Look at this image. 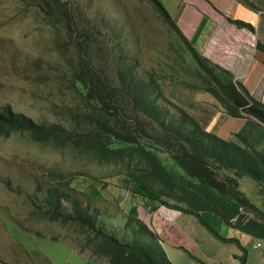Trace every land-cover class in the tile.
<instances>
[{
	"label": "rangeland",
	"instance_id": "1",
	"mask_svg": "<svg viewBox=\"0 0 264 264\" xmlns=\"http://www.w3.org/2000/svg\"><path fill=\"white\" fill-rule=\"evenodd\" d=\"M160 1L172 17L183 16L184 25L180 24V17L177 23L184 33L192 31L191 38H188L194 45L192 39L198 30L193 29L197 21L193 0ZM45 2L0 0V107L11 105L17 113L27 115L39 123L55 122L61 117L57 113H76L82 106L81 98L68 85L70 71L66 58H71L75 49L73 45H66L71 41L72 31L89 33L92 37L87 39L89 55L96 65L112 73L124 65L122 68H132L136 75L150 80L155 71L163 76L169 75L176 71L175 68H182L183 58H190L185 51L187 45L179 38L178 32L165 17L158 14L157 8L148 0H62L70 8L71 20H57L48 15ZM50 17L54 21H50ZM185 23L192 29L186 30ZM256 31L259 42V37L264 39V22L256 26ZM67 48L68 53L63 55ZM178 49L182 55H178ZM61 50L65 51L62 53ZM185 69L190 72L188 68ZM177 73L181 75L180 69ZM173 80L172 83H162V104L168 107L173 116L180 113V110L187 112L206 131L221 137V125L230 119L220 114L224 109L209 94L198 93V90L187 92L178 86L177 82L182 84L181 78ZM148 124L162 131L160 125L156 124L155 127L151 121ZM64 126L75 131L82 128L69 123V115L65 118ZM234 136L231 134L226 139L236 140ZM58 166L76 174L86 173L90 177L99 178L98 182L102 187L105 186L102 189L105 196H98L95 204L98 207L99 203L104 212L100 215L102 225L109 230L117 227V234L120 230H130L127 241L140 242L147 249L161 245L168 250L173 264H241L244 254L246 256L243 260L249 256L245 264H253L255 259H259L253 248V243L257 242L262 246L257 252L264 253V237L248 235L237 229L228 230L214 213L204 211L201 218L226 239L236 237L242 247L236 242L218 240L198 215L181 214L180 211L158 205L157 201L140 194V186L126 183L125 178L118 174L119 171L132 168L127 163L116 170L114 165L87 162L84 169L74 164L71 157L54 148L34 143L25 133L12 132L0 135V200L8 199L9 195L13 197L14 189L9 187L10 184L17 187L20 190L18 194L23 193V196H14L18 211L11 210L10 215L6 211V217H0V264H107L105 259L94 256L89 249H82L81 242L72 237L80 236L86 240L88 233L77 227L72 229L53 224L41 214L39 206L45 192L54 186L49 181L52 168ZM80 184V178L76 179V186ZM241 184L246 195L264 212V195L258 192L262 188L260 183L245 177ZM252 192L258 194L253 195ZM28 197L31 198L29 201ZM146 205L154 209L151 211L154 228L151 229L156 232L155 236L124 226L123 214L127 215L124 210L129 213L133 207L145 208ZM37 209L39 217L33 213ZM120 209L123 213L119 212ZM247 210L253 214V222L264 224V215L256 210ZM167 218L175 221L170 223ZM173 223L184 229L188 237H174ZM132 224L134 228L137 227L136 221H132ZM36 228L42 229V235L27 232ZM245 229L251 231L248 225ZM158 238L162 241L164 239L165 245L156 242ZM171 239H177L182 249L171 245ZM186 239L190 244L184 242ZM186 247L189 249L185 250ZM231 254H235L238 260L228 259Z\"/></svg>",
	"mask_w": 264,
	"mask_h": 264
},
{
	"label": "trees",
	"instance_id": "2",
	"mask_svg": "<svg viewBox=\"0 0 264 264\" xmlns=\"http://www.w3.org/2000/svg\"><path fill=\"white\" fill-rule=\"evenodd\" d=\"M46 1L48 15L57 20L72 19L70 8L62 0ZM148 1L187 45L185 51L190 58H183L180 76L177 75L179 69L175 68V72L164 76L155 71L152 79L148 80L136 75L132 68H122L124 65L112 73L96 65L89 55L86 47L87 39L92 38L89 33L72 31L71 41L66 46L73 45L75 52L71 58H66V63L70 71L68 85L82 100L79 111L60 113L58 118L61 122L43 127L17 113L11 105H4L0 107V132L8 134L17 127L29 130L30 138L35 142L45 140L52 133L64 132L59 146L74 154L79 151L83 158L97 160L99 164L116 165V170L124 163L131 165L128 171H119L118 174L125 178L126 183L140 186V194L170 209L198 215L218 239L240 245L235 238L226 239L218 235L201 218V214L204 211L214 213L221 222L230 226L240 207L257 209L242 190L241 181L250 177L262 185L260 192L264 193V150H256L240 134L236 135V142L223 140L207 132L195 117L183 110L179 109L181 112L173 116L160 102L162 83L181 78L182 84L177 82L178 86L187 92L198 90V93L209 94L229 116L241 118L242 108L243 112L263 124L264 104L254 100L241 83L234 82L232 72L200 54L160 0ZM52 17L50 21H54ZM228 20L240 28L254 30L252 25L243 21ZM67 53L68 48L63 55ZM178 55H182L180 49ZM67 115L69 123L82 127L83 132L67 131H75L65 128ZM149 121L155 127L160 125L162 131L149 125ZM80 220L93 222L90 217ZM248 227H251V233L264 237L262 224L250 222ZM240 228L249 231L245 226ZM96 234L103 239L98 252L109 257L111 264H173L158 245L139 249L135 246L137 242H128V233L122 239L105 235L100 230ZM133 246L134 249L130 250ZM244 256L241 264L246 262Z\"/></svg>",
	"mask_w": 264,
	"mask_h": 264
},
{
	"label": "clouds",
	"instance_id": "3",
	"mask_svg": "<svg viewBox=\"0 0 264 264\" xmlns=\"http://www.w3.org/2000/svg\"><path fill=\"white\" fill-rule=\"evenodd\" d=\"M204 1H207L211 7L218 13L220 12L221 14H223L218 7H216L214 5V3L211 1V0H204ZM238 1V0H237ZM245 4H250L248 0H239ZM151 3V2H150ZM195 5V4H194ZM195 11L197 12L198 9H195ZM168 12V11H167ZM160 15V13H158ZM169 14V12H168ZM170 15V14H169ZM179 15H181L179 13ZM260 15H262V17L264 16V11H261L260 12ZM171 16V15H170ZM180 17V24L181 25H184V22H183V16H176V17H172L171 18L177 23V18ZM229 19H232L230 17H228ZM232 20H239V21H243L241 19H232ZM229 21V20H228ZM230 22V21H229ZM245 23H248L246 21H243ZM232 23V22H231ZM178 24V23H177ZM179 24V25H180ZM234 24V23H232ZM250 25H252L251 23H248ZM262 24V23H261ZM178 25V27H179ZM235 25V24H234ZM185 26H187V24L185 23ZM237 26V25H235ZM254 27V30L251 31L247 28H240L238 27L239 29H244V31L248 32L253 40V43H252V47L253 49H257V50H260L261 52H264V39H261L259 37V42H258V34H257V31H256V27L254 25H252ZM184 32V31H183ZM186 32V31H185ZM191 38V37H190ZM189 39V38H188ZM190 41V40H189ZM192 44V43H191ZM192 46L196 49V47L192 44ZM197 50V49H196ZM198 51V50H197ZM199 52V51H198ZM200 53V52H199ZM201 54V53H200ZM172 74V73H170ZM174 80L170 79V81H168V83H172ZM234 82H237L239 83L236 79H235V76H234ZM242 84V83H241ZM243 85V84H242ZM244 86V85H243ZM245 87V86H244ZM246 88V87H245ZM247 89V88H246ZM249 92V91H248ZM75 93L77 94V92L75 91ZM78 95V94H77ZM251 95V94H250ZM252 97V95H251ZM78 98H79V95H78ZM254 100H256L254 97H252ZM258 101V100H256ZM160 102H161V97H160ZM258 102H261V101H258ZM162 103V102H161ZM262 104H264L263 102H261ZM168 108V107H167ZM60 113H63V112H60ZM60 113H57V114H60ZM223 113L225 114L228 118H233L231 116H229L224 110H222V112H220V114ZM240 113L242 115L241 118L243 117H250V118H253L249 115H247L245 112H243V109L240 108ZM222 115V114H221ZM23 116H26V117H29L27 115H24ZM30 119H32L37 125H40V126H43V127H47V126H50V125H53V124H58L59 122H61V120H59V118H57V121L55 122H52V123H46V122H37L35 121L33 118L29 117ZM236 119V118H234ZM255 121H257L259 124H261L263 127H264V124L261 123L260 121H258L257 119L253 118ZM217 120V119H216ZM64 128V127H63ZM67 131H71L73 133H80V132H83V129H81L80 131H72V130H67ZM12 132H23L25 133L29 138L31 137L30 133H29V130H21V129H18V127L16 129H12L10 130V132L8 134H5L3 132H0V135H9L10 133ZM208 132V131H207ZM237 134H240V133H237ZM234 137H236V135ZM241 135V134H240ZM64 136V132H57V133H52L50 135L47 136V138L45 140L41 139L39 142L38 141H33L31 138L30 140L33 141L34 143L38 144V145H41V146H49V147H52L54 148L55 150H57L59 153L61 154H64L66 156H69L71 157V161L76 164L77 166L79 167H84L85 163H97L99 164V162L97 160H91L90 158H83L80 153H78L79 151H75V154L71 152V150L67 149V148H64V147H61L59 146L58 142L63 138ZM242 136V135H241ZM243 137V136H242ZM221 138V137H219ZM223 139V138H221ZM243 139H245L243 137ZM223 140H232V139H223ZM246 140V139H245ZM237 140H235L236 142ZM247 141V140H246ZM248 142V141H247ZM249 143V142H248ZM250 144V143H249ZM251 145V144H250ZM253 148H255L256 150L258 151H262V150H259L257 149L255 146L251 145ZM264 150V149H263ZM100 165H103V164H100ZM105 166H111V165H105ZM116 166V165H115ZM80 178V181H81V184L80 186H76V179ZM245 178V177H244ZM243 178V179H244ZM98 179L97 177H90L88 175H86V173L84 174H76L75 172L71 171L70 169H64V168H61V167H55V168H52V171H51V176H50V182H52L54 184L53 188H49L46 192H45V195H44V198L41 202V205L39 206V210L41 212L42 215H45L47 218H48V221H51L56 224H59L65 228H74V227H77V229H80L86 233L89 234V236L87 237V239L85 240L84 238L80 237V236H72L73 238L75 239H78L80 242H81V248L82 249H89L90 251H92L93 255L96 256V257H101L103 259L106 260L107 264L108 262L111 264L110 260H109V257L105 256L104 254H100L98 252V249H99V246L100 244L102 243L103 239L102 237L100 236H97L96 234V231L97 230H100L102 231L105 235H113L114 237L118 238V239H122L124 234L128 233V234H131L130 230H125V231H121L119 232V234H117V227H113L111 230L109 229H106L103 225H102V222L100 221V215H103L104 212L101 210V207L99 206V203H98V207L97 205L95 204V202H98V196H102L104 197L105 195L102 193V189H105V186H101V183L98 182ZM242 179V180H243ZM252 182V180H251ZM249 183V181H247V184ZM98 184L100 185V187L98 186ZM243 184V183H242ZM12 184L9 185L10 188H13L14 189V193H13V197H10V195L8 196V199H2L0 200V211L3 212L2 214H0V217L1 215L5 216L6 217V211L9 212V215L11 214L10 211L11 210H17V207H16V202L14 200V196H19V197H22L23 196V193H20L18 194V191H20L17 187H14V186H11ZM260 186L262 187V185L260 184ZM243 187V186H242ZM107 189V188H106ZM243 190V188H242ZM244 191V190H243ZM246 191H244L245 193ZM260 192V190L258 191ZM257 193H253V195H256L258 194ZM136 193V192H135ZM141 193V192H140ZM251 193V194H252ZM247 194V193H246ZM259 194H263L262 192H260ZM250 195V194H249ZM31 198L28 197V201L30 200ZM252 201V200H251ZM9 202H11V204L8 206ZM106 202V201H105ZM253 202V201H252ZM122 203V201H121ZM255 205L256 203L253 202ZM160 205V204H159ZM164 206V205H163ZM166 207V206H164ZM257 208H259L257 205H256ZM9 208H11L10 210H8ZM133 208H136V207H133ZM168 208V207H166ZM170 209V208H169ZM264 209V208H263ZM152 210H154L153 208L147 206V213L151 214L152 215ZM175 210V209H173ZM257 211V213H260L262 215H264V212H262L259 208L258 209H255ZM175 211H178V210H175ZM119 212H122L123 213V210L120 209ZM124 212L127 214V215H124V220H125V228L126 229H135L137 231H142L144 234H150L152 236H155L156 235V232L151 229V227L146 224V222H144L143 220H141L139 217H135V215H131V213H127L126 210H124ZM35 214V217H39V212H38V209L35 210L33 212ZM180 213H182L180 211ZM184 214V213H182ZM22 215V214H21ZM108 215H110L108 213ZM113 215V214H112ZM188 215V213L186 214ZM189 215H193L194 214H189ZM86 217H90L92 218V224L90 223H86V222H82L80 220V218H86ZM196 217V216H195ZM254 216L252 213H250L247 208L245 207H240L239 208V212L238 214L236 215V217H234L233 219H231L230 223L231 225L228 226L230 228H233L234 230H241L242 228H240V226L246 228V226L250 223V222H253ZM170 220V223L171 222H174L175 220L172 219V218H168ZM140 220V221H139ZM132 221H136V225L137 227H133V224H132ZM139 221V222H138ZM223 222V221H222ZM259 222V221H258ZM256 221V223H258ZM204 224V223H203ZM258 224H261V223H258ZM225 225V224H224ZM264 226V224H262ZM227 226V225H225ZM238 227V228H237ZM208 229V228H207ZM133 230V231H135ZM209 230V229H208ZM210 231V230H209ZM244 231V230H243ZM27 232H30L34 235H37V236H40L42 235V229H33L31 231H27ZM117 234V236L115 235V233ZM136 232V231H135ZM211 232V231H210ZM246 232V231H245ZM251 233V231H249ZM51 234H53V231L50 232ZM212 233V232H211ZM213 234V233H212ZM218 234V233H217ZM251 234H255V235H258L257 233H251ZM219 235V234H218ZM222 236V235H220ZM259 236V235H258ZM56 237V236H55ZM216 237V236H215ZM223 237V236H222ZM260 237V236H259ZM217 238V237H216ZM225 238V237H224ZM229 238V237H228ZM56 239V238H55ZM218 239V238H217ZM54 240V239H53ZM219 240V239H218ZM165 240L163 239H159L156 241V242H161L163 245H165L166 242H164ZM239 241V240H238ZM96 242H99L96 244ZM135 243V242H134ZM133 244V243H132ZM172 244V243H171ZM173 245V244H172ZM259 245V247H258ZM135 246H138L140 247L139 249H142L143 247H145L142 243L138 242L137 245ZM158 246L165 252L166 256L168 257V259L170 260V257L166 251L165 248H163L161 245L158 244ZM175 246V245H173ZM240 246V245H239ZM175 247H180V245H177ZM241 247V246H240ZM146 248V247H145ZM256 248H261V243H257L256 245ZM134 249V246L130 249L132 250ZM19 259V258H18ZM171 261V260H170ZM172 262V261H171ZM173 263V262H172Z\"/></svg>",
	"mask_w": 264,
	"mask_h": 264
},
{
	"label": "crops",
	"instance_id": "4",
	"mask_svg": "<svg viewBox=\"0 0 264 264\" xmlns=\"http://www.w3.org/2000/svg\"><path fill=\"white\" fill-rule=\"evenodd\" d=\"M211 1L223 14L220 12L217 13L207 1L193 0L196 9H198L196 12L197 21L193 29H197L198 32L195 38L192 39V42L196 49L198 46V51L205 58L232 72L235 79L247 88L252 97L264 103V52L257 49L254 50L252 47L253 40L250 34L244 31V29H239L229 22L227 18L241 19L256 27L264 22V16L262 17V15H260V12L264 11V0H248L250 3L249 5L239 0ZM187 29L192 28L186 26V30ZM186 33L191 37L192 31H186ZM220 131V136L223 139L229 138L231 134L240 133L251 145L256 144V146H253L259 150L264 149V127L253 118L247 116L236 119L230 118L229 121L225 120V122L222 123ZM147 206L148 205H146L145 208L140 206L132 208L129 213L136 215L150 227L154 228L152 223L153 217L146 212ZM146 215L147 218L145 219L144 217H146ZM222 224L225 228H228V230H234L233 228L225 226L223 222ZM240 231L243 232V230ZM172 233H174V237L179 239L188 237L186 231L178 224L174 223L172 225ZM247 234L258 236L251 234L249 231ZM171 241L173 245H180L182 249V244H180L177 239H171ZM184 242L187 245L190 244V241L187 239L184 240ZM239 242L242 247L241 241ZM257 243H253V248L259 259H255L253 264H264V253L261 254L257 252L259 249L256 248ZM187 248L189 249V247L184 249L186 250ZM166 251L168 253L167 249ZM228 259L238 260L235 254L228 256ZM247 260L249 261V256Z\"/></svg>",
	"mask_w": 264,
	"mask_h": 264
},
{
	"label": "built area",
	"instance_id": "5",
	"mask_svg": "<svg viewBox=\"0 0 264 264\" xmlns=\"http://www.w3.org/2000/svg\"><path fill=\"white\" fill-rule=\"evenodd\" d=\"M258 247H259V245H258Z\"/></svg>",
	"mask_w": 264,
	"mask_h": 264
}]
</instances>
